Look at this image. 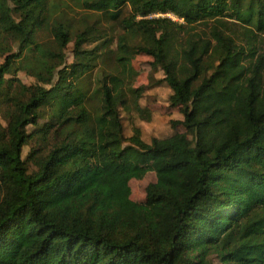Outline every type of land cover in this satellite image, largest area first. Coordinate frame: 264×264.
<instances>
[{
  "label": "trees",
  "instance_id": "16d2710c",
  "mask_svg": "<svg viewBox=\"0 0 264 264\" xmlns=\"http://www.w3.org/2000/svg\"><path fill=\"white\" fill-rule=\"evenodd\" d=\"M72 1L122 23L111 69L108 30L0 0V264H264V0ZM134 51L183 116L151 143Z\"/></svg>",
  "mask_w": 264,
  "mask_h": 264
},
{
  "label": "rangeland",
  "instance_id": "374dc122",
  "mask_svg": "<svg viewBox=\"0 0 264 264\" xmlns=\"http://www.w3.org/2000/svg\"><path fill=\"white\" fill-rule=\"evenodd\" d=\"M51 5H54L53 9L55 18L62 17L63 20L72 22L80 28L86 26H97L100 28L108 30L110 32V37L113 38L111 44L110 52H106L104 55V63H102L101 68H112L113 60L110 59L111 53L116 51L117 38L123 33V26L120 21L114 22L109 19H103L97 13H91L81 6H79L77 1L72 0H50ZM130 14V9L126 8L124 12V17H128ZM173 18L172 15H167ZM176 20V19H175ZM38 39L43 42L49 43L52 40L50 31H43L39 34ZM73 44H70L65 55L67 63L70 64L73 61L72 57ZM133 67L135 71V77L133 78V85L135 87H145V93L141 99V105L143 108H148L151 111L152 119L148 122L142 120L136 113L127 114L123 112V124L125 127L126 137L133 135V127L137 126L142 130V138L144 141L151 143L153 138H166L173 134V129L170 124L172 120L183 119L181 113L177 110H171L170 96L172 94L171 89L166 85H157L156 81L164 78L163 72H154L151 67L152 58L144 54H140L138 51L133 52ZM3 63V58L0 57V64ZM17 78L26 85L36 84L37 81L20 71ZM96 75L88 78L91 80L92 84H95ZM99 102L93 100L90 102L91 109L98 106ZM0 122L5 124L1 115ZM33 128H29L31 131ZM29 147L24 149V158L27 157ZM157 181L156 174L154 172H148L143 179L137 180L133 179L130 182L131 189V199L135 202H144L146 200V188Z\"/></svg>",
  "mask_w": 264,
  "mask_h": 264
}]
</instances>
